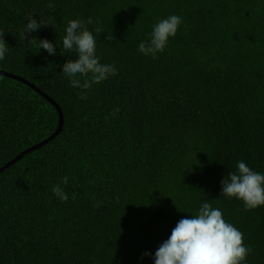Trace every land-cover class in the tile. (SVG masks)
I'll use <instances>...</instances> for the list:
<instances>
[{
	"label": "trees",
	"instance_id": "16d2710c",
	"mask_svg": "<svg viewBox=\"0 0 264 264\" xmlns=\"http://www.w3.org/2000/svg\"><path fill=\"white\" fill-rule=\"evenodd\" d=\"M172 14L183 23L163 53H139ZM32 16L50 25L24 40ZM73 19L92 21L100 62L118 70L85 98L61 73ZM0 35V72L64 117L0 174V264H153L143 254L205 201L243 233L246 264H264V206L221 195L238 161L264 173V0H0ZM58 126L50 103L0 74V170Z\"/></svg>",
	"mask_w": 264,
	"mask_h": 264
},
{
	"label": "clouds",
	"instance_id": "9594fccd",
	"mask_svg": "<svg viewBox=\"0 0 264 264\" xmlns=\"http://www.w3.org/2000/svg\"><path fill=\"white\" fill-rule=\"evenodd\" d=\"M183 23L179 15H169L158 20L146 40L138 44V52L155 59L163 53L170 38H174ZM43 25H50L46 20L29 17L24 24L21 36L38 31ZM92 21L70 20L64 29L62 47L66 52H75L76 59L66 61L62 74L74 91H79L85 98L86 91L93 85L102 83L111 76L117 75L114 64L101 63L96 52V37L89 28ZM100 32V28H94ZM109 40L110 37L108 36ZM34 42L49 55L56 53V45L47 39L32 37ZM9 45L0 35V61L8 53ZM67 184V177L63 180ZM221 195L240 200L245 210L264 206V173L254 171L244 161L236 163V171L229 172L221 181ZM53 196L61 201L68 199L61 187L53 190ZM252 249L244 242L243 233L232 223L226 222L222 211L211 203L202 202L194 215L180 219L172 229L170 236L160 244L150 256L153 264H246Z\"/></svg>",
	"mask_w": 264,
	"mask_h": 264
},
{
	"label": "water",
	"instance_id": "95a60500",
	"mask_svg": "<svg viewBox=\"0 0 264 264\" xmlns=\"http://www.w3.org/2000/svg\"><path fill=\"white\" fill-rule=\"evenodd\" d=\"M0 74L6 78H11L13 80H16L28 87H30L33 91H35L38 95H40L43 99H45L48 103L51 104V106H53V108L57 111L58 113V116H59V126H58V129L57 131L55 132V134L53 136H51L48 140H46L45 142L35 146V147H32L30 148L29 150L23 152L20 156H18L15 160H13L12 162H10L9 164H7L4 168H2L0 170V174L3 173L6 169H8L9 167L13 166L14 164H16L18 161H20L21 159H23L26 155L30 154V153H33L35 151H38L39 149H41L42 147L46 146L47 144H49L51 141H53L55 139V137H57L61 132H62V129H63V126H64V117H63V113L62 111L60 110L59 106H57V104L51 100L49 97H47L45 94H43L41 91H39L37 88H35L33 85L29 84L27 81L25 80H22L18 77H15V76H11V75H7V74H4L2 72H0Z\"/></svg>",
	"mask_w": 264,
	"mask_h": 264
}]
</instances>
